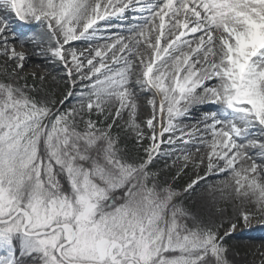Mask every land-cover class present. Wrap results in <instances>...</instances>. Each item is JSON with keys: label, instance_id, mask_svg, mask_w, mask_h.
Segmentation results:
<instances>
[{"label": "snow or ice", "instance_id": "obj_1", "mask_svg": "<svg viewBox=\"0 0 264 264\" xmlns=\"http://www.w3.org/2000/svg\"><path fill=\"white\" fill-rule=\"evenodd\" d=\"M45 38L59 100L25 72ZM0 57V264H236L264 227V0H0ZM212 176L236 216L186 207Z\"/></svg>", "mask_w": 264, "mask_h": 264}, {"label": "bare ground", "instance_id": "obj_2", "mask_svg": "<svg viewBox=\"0 0 264 264\" xmlns=\"http://www.w3.org/2000/svg\"><path fill=\"white\" fill-rule=\"evenodd\" d=\"M20 24H14L13 26L16 28L17 33H28L31 35L32 33H29L28 31H24L20 29ZM35 32H39V29L34 30ZM48 41L47 38H45L44 43H36L32 44L29 43L26 45V51L29 54V59L26 60V67L25 72L26 73H32L35 72L37 76L44 75L46 79L52 78V74L54 72V66L56 65V62H52L50 59L47 58V48H48ZM19 49V45H17ZM78 50H82L88 47L87 43H76L74 45ZM40 68V69H39ZM63 84V83H62ZM68 104H71L69 101ZM148 109H143L141 112V118H144L145 114L148 112ZM199 115V113H197ZM183 123L185 124H191L194 123V120H185ZM203 176V172L200 173ZM189 177L195 178L193 174V170H191V173L189 176H187V179ZM223 176H212L209 179L204 180L202 183L199 184V186L192 192L188 193L187 195L191 196L192 199L189 202L192 207H189V210L193 212L194 214L198 216H202L205 219L207 218H219L220 212L218 211L219 204H222L224 206V209H227L229 206L228 203L219 198V195L215 199L212 197H209L206 194V189L209 184H216L219 180H223ZM233 203V211L230 214V217H234L238 214V212L241 210V204L240 202H232ZM247 206V205H245ZM228 213V211H226ZM254 223V221H252ZM240 225V224H239ZM242 225V223H241ZM253 227L245 228L242 230H236L233 235L236 237V243L243 246L245 250H248L251 257L253 255H256V249L259 248L262 244H264V227H261L259 224H252ZM264 251V249H261Z\"/></svg>", "mask_w": 264, "mask_h": 264}, {"label": "rangeland", "instance_id": "obj_3", "mask_svg": "<svg viewBox=\"0 0 264 264\" xmlns=\"http://www.w3.org/2000/svg\"><path fill=\"white\" fill-rule=\"evenodd\" d=\"M17 24V23H16ZM20 29L24 30V31H28L27 27L24 26L23 24L18 22ZM3 63V58L0 57V64ZM56 65L54 66V72L52 74V78H48L44 81L43 87L44 89L52 96H54L57 100L62 99L64 94L66 93V88H65V84H64V69L59 65L58 62L55 63ZM40 69V68H39ZM31 82V81H30ZM37 83H39V81H37ZM63 83V84H62ZM71 102V101H70ZM71 104H68L66 106H70ZM129 149L132 150L133 146L131 144V141H129ZM134 154V153H133ZM175 159V157H160L159 159H157L154 164H153V170L156 169H163L165 167V164H171L172 160ZM191 173V169L188 172V175L184 176L183 179H181L180 181L177 182V187L178 188H182L187 182V176H189ZM192 197L185 194V196L183 197V202L185 203L186 207L189 209V207H192V205L189 203L191 201ZM228 203V207L227 209H224V206L222 204H219V208L220 210H223V218H228L230 217V214L233 211V203L232 201H227ZM226 211H228V213H226ZM219 218L221 217V212L219 214ZM254 225L258 224L256 222V220H253ZM244 229L243 225H238L237 230H242ZM236 237L232 234L231 236L228 237L227 239V243L228 245H230V249H231V258L233 260H235L236 264H252V261H258L259 260V255H253L251 257L250 253L248 252V250H245L243 248V246L241 247V245H239L238 243H236Z\"/></svg>", "mask_w": 264, "mask_h": 264}]
</instances>
